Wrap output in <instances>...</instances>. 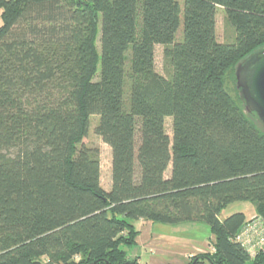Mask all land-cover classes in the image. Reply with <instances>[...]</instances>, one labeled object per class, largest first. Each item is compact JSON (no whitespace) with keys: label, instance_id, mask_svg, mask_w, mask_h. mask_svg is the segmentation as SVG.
Here are the masks:
<instances>
[{"label":"trees","instance_id":"trees-1","mask_svg":"<svg viewBox=\"0 0 264 264\" xmlns=\"http://www.w3.org/2000/svg\"><path fill=\"white\" fill-rule=\"evenodd\" d=\"M0 21V264H141L139 221L205 224L188 264H264L234 240L264 220V129L225 89L264 46V0H0ZM235 202L256 215L222 218Z\"/></svg>","mask_w":264,"mask_h":264},{"label":"rangeland","instance_id":"rangeland-1","mask_svg":"<svg viewBox=\"0 0 264 264\" xmlns=\"http://www.w3.org/2000/svg\"><path fill=\"white\" fill-rule=\"evenodd\" d=\"M183 0H179L182 2ZM226 14L223 9L219 8L217 12V37L219 42H225L231 36L230 30H227L225 26ZM1 26V21H0ZM181 30L179 31L177 38L180 39ZM100 46V34L97 38V47ZM156 68L157 71L161 74H164V57H163V46L156 47ZM225 89L229 96L236 102L237 105L242 107V101L240 94L236 89V77L235 72L228 74L225 82ZM256 125L263 130L260 122L255 121ZM98 126V117L93 116L90 119L89 132L84 140V144L90 148H98L100 150L101 157V184L105 189L109 188L110 174H111V161L112 154L111 149L108 145L103 143L102 139L97 135L96 128ZM166 130L167 133L172 136V120L167 119L166 121ZM167 173V176H169ZM242 212L245 214L247 221L252 219L255 213V207L251 202H235L225 208L221 214L222 218H226L234 213ZM172 236H168V244L164 247L168 248L170 251H184L189 247V244L192 246L202 247L199 252H194L189 256V260L195 256H206L208 252L213 251L212 244L215 241L214 236L210 234L208 227L203 223H183L176 226H172ZM129 253L130 258L136 256H141L143 263L150 264L155 259L158 263L161 264H174L180 261L177 257L173 255H164V256H152L151 253L143 249V246L125 248ZM200 260V259H198ZM208 261L203 258L200 260V264H207ZM188 264V262L186 263Z\"/></svg>","mask_w":264,"mask_h":264},{"label":"water","instance_id":"water-1","mask_svg":"<svg viewBox=\"0 0 264 264\" xmlns=\"http://www.w3.org/2000/svg\"><path fill=\"white\" fill-rule=\"evenodd\" d=\"M235 77L245 111L255 115L264 129V46L236 66Z\"/></svg>","mask_w":264,"mask_h":264},{"label":"crops","instance_id":"crops-1","mask_svg":"<svg viewBox=\"0 0 264 264\" xmlns=\"http://www.w3.org/2000/svg\"><path fill=\"white\" fill-rule=\"evenodd\" d=\"M111 175V174H110ZM111 176H110V182H109V188L106 190H110L111 188ZM136 229L140 232L139 236L136 239V246H143V249L146 251L149 250L152 256L158 257V256H164V255H173L180 259L179 262L174 264H186L189 262V256H191L194 252H199L200 247L192 246L189 244V247L185 249L184 251L176 252V251H170L168 248L164 247L166 244H168V236H172L171 232L173 227L172 226H163L159 224H151L150 222L145 221H139L135 223ZM213 237V236H212ZM139 257V261L141 264H147L143 263V259L141 256H134ZM150 264H161L158 263L155 259Z\"/></svg>","mask_w":264,"mask_h":264},{"label":"built area","instance_id":"built-area-1","mask_svg":"<svg viewBox=\"0 0 264 264\" xmlns=\"http://www.w3.org/2000/svg\"><path fill=\"white\" fill-rule=\"evenodd\" d=\"M234 240L254 257L258 251L264 250V220L253 218L244 225Z\"/></svg>","mask_w":264,"mask_h":264}]
</instances>
